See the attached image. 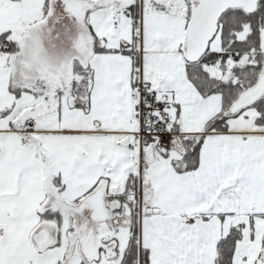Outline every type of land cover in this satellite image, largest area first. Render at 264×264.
<instances>
[{
  "label": "snow or ice",
  "instance_id": "snow-or-ice-1",
  "mask_svg": "<svg viewBox=\"0 0 264 264\" xmlns=\"http://www.w3.org/2000/svg\"><path fill=\"white\" fill-rule=\"evenodd\" d=\"M0 264H264V0H0Z\"/></svg>",
  "mask_w": 264,
  "mask_h": 264
}]
</instances>
